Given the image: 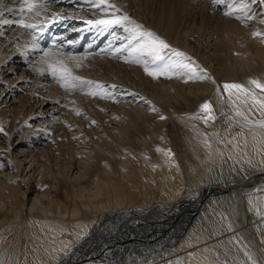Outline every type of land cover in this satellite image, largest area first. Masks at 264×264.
Here are the masks:
<instances>
[{
	"label": "rangeland",
	"instance_id": "obj_1",
	"mask_svg": "<svg viewBox=\"0 0 264 264\" xmlns=\"http://www.w3.org/2000/svg\"><path fill=\"white\" fill-rule=\"evenodd\" d=\"M203 1L208 6L205 4L202 5L201 2ZM35 2L39 14L26 13L24 19L42 28L49 25L46 34L47 44L49 46L45 45V49L41 48L40 54L44 55V52L47 51L48 55L45 56V59L52 63L58 61H63L64 63L69 62L71 55L76 56L78 54L77 61H81L89 66L83 69L82 72H79L77 69L72 71V68H70L72 75L76 77L85 75L87 78L89 76V79L82 77L81 81L64 82L53 77L50 70H48V66L43 65L44 69L39 72L42 76H46L45 81H47L42 90L44 93L43 96L54 91L53 94L55 92L59 94V99H57V103L50 101L47 106L39 108L40 102H38V97L33 96L34 89L36 88L33 86L35 80L34 76H31L29 79H24L26 69H35L39 71V69H33L31 66L39 57L28 56L27 58L23 56L25 59L23 57L19 58L21 51L17 49L14 43L15 41L9 43L7 42V38L9 35L13 34L12 38L15 40L19 37L28 40L33 38L34 35L39 36L41 39L39 35L40 30L39 28L35 31L25 29L16 24H0V127H3V132H0V181L13 184L15 188L17 186L21 191L26 190V195L29 198L33 197L35 192L51 189L52 178L50 179V175H47L46 178L43 179L45 182L43 184L38 185L36 180H32L31 182L35 183L33 190L28 189V181L23 178L25 172L27 175L31 173L26 169L28 161L35 157L43 160L42 154H44L47 145L50 147L49 153L51 152L48 154L47 160L49 162L51 160L53 165L52 163L48 164V162L47 164L52 167H50L52 171H56L59 167L61 170L65 169L64 164L67 162V159L69 161L74 160L75 157L76 159L81 158V153H79L80 150L73 155L72 153H68V150L65 151L62 149L63 144H67L68 142H61L59 140L60 135L58 131L53 133L56 122L60 120L65 122V120L70 119V117L72 119L77 118L79 121L85 119L86 128L89 130L92 129L91 132L94 131V133H91L93 139H96V136L100 134V132L103 133L104 137L109 135L108 138H110V134L115 130L111 127H119V125L114 124L113 121L118 120L123 122V119H125V117H122L121 109L127 108L130 102H135V100H132V92H129L130 87L127 86V89L123 90L125 86L120 85V83L122 84L124 82L125 84H130L131 78L133 83L131 86L135 88L138 86L142 76H147L154 81H164L167 83L166 91L164 93L158 92V99L156 98L163 107L159 109L156 106L158 110H156L158 113L157 120L160 121L156 127L162 133L166 141V143L162 145L164 146V152L162 154L159 148L156 147L157 144H160L155 135H152L147 129V133H149L147 138L150 140L147 142V150L141 149L138 145L134 146L133 143H130L131 140H128L129 138L127 136V143L124 142L127 146L125 147L124 154L126 153L132 159L134 162L133 166L135 164L144 169L138 172L139 178L141 180L143 179L142 181H156V179L162 177L165 172H177V185L180 182L183 184L181 187V194L177 199L172 198V200H163V198L159 199V197H153L154 200L152 198V201L147 203L145 208H143L142 203V205L139 203L129 208L121 207L118 211V220L116 219L117 221L115 220L109 225H106L103 231H122L125 233L132 229L126 226V223L120 221V217L124 213L122 212L123 210H131V212L142 210L145 212L144 215H131V224L137 223L143 226L149 224L152 220H163L173 212L178 213L183 205L190 203V200L196 199L201 190L205 187L212 185L223 186V183L235 184L238 180H242V178H252L251 172H253L254 168L256 166L259 168L261 167L259 163L251 159V156L254 150L257 153L264 150V143L263 145L258 144L259 139H262L264 142V123H261L264 122L263 114L260 113L254 116H248L254 111L251 109L248 112H243V115H237L235 107H230L228 105L225 101L226 96L224 92H222L218 101L215 99L209 101L212 105V112L210 115L214 117V119H207L206 122L209 113L202 111L201 106L207 102V100L203 98V93H198V89L195 86L185 84L182 86L177 83L175 87L169 83L175 76L171 78L161 77L155 79L146 74L142 63L132 62L139 58L147 61L148 64L151 65L153 56L150 54L146 45L144 48H141V45L144 44L147 37L139 36L138 33L134 34L130 30L131 24L129 22L117 25V32L111 33L109 32L110 27L104 28L100 26L98 29L94 30L96 27H92L86 23L88 20L100 19L103 16H106L103 18H107V16L108 18H112L114 15H122V10H120V12H114L112 10L113 13L109 10L106 13L102 8L99 9L95 7L94 3H86L84 0H35ZM22 3L23 0H0V13H3V17L0 19H18L19 16L17 15V11ZM109 3L114 4L110 0ZM191 3L190 8L186 9L184 14H182L181 25L177 24V26H179L175 31V34L178 32L180 38L183 39L188 37L189 41L186 43L175 42V44H173L174 46L171 45V39L165 30L161 29V27L160 29H155L152 26L153 23L146 19L148 14H141L148 24L145 25L144 22L131 19L132 17L133 19L136 18L137 15L135 6H133V11L126 13L129 15L131 21L142 26L140 31H151L166 41L170 46L160 50V55L163 57L164 62L171 61L183 63V58H187L189 61H195L197 64L199 63L198 65L205 71L206 75L212 79H216V77H214L215 75L209 63H214V61L215 63L217 62L213 55L214 49L210 51H208L209 49H204V51H201L202 48L195 36L199 29L205 27L206 31L209 29L213 30L218 24H223L226 19H230L231 22L240 21L248 28H256L257 30L254 33H261V35L253 34V37L264 41V22H262L264 21V18H262L264 17V0H244L245 6L243 7L240 5L239 0H236L235 4L234 0H193ZM116 8L119 7L116 6ZM8 9H13L14 11L9 12L7 11ZM230 11L231 15L227 14ZM56 14H59L60 17H66V19H61V21L58 22L60 18H56L55 22H53V18L54 16L56 17ZM179 19L180 16H178L177 21H179ZM55 23L57 25L52 26ZM58 26L60 27L58 28ZM184 28H186V31ZM83 30L85 31L83 32ZM43 33L42 31V34ZM52 37L55 39H51ZM42 38L44 39V37ZM211 38L212 35L210 36V39ZM77 40L82 41L81 46H77L76 49H73L74 46L72 43H75ZM50 44H53L55 48H52V46L50 47ZM246 44L249 46L247 54L253 53V55H256L254 49H252L248 43ZM188 45H191V47L194 46L197 50H190ZM244 46L245 45H243V47ZM92 47H95V49H91ZM57 48H59V53L57 52ZM90 51L97 54L98 60L96 63H92L88 59L90 56L87 54L91 53ZM4 52L7 55H4L1 59ZM176 52L184 53L185 55L177 56ZM230 54H232V56L230 55L232 63H235L233 53L231 52ZM200 55L207 57V61L210 59L212 60L208 61V65H206ZM256 58L258 61L254 64L258 65L261 62V57ZM88 61L90 63H88ZM105 61H107L108 66H104ZM67 67L69 68V63ZM92 67H96V69ZM200 67H198V69H200ZM75 71H78L77 73L79 74L77 75ZM125 72L128 73V77H126ZM222 81L221 75H219L216 81L217 84L220 85L218 91H221ZM72 84L80 86L72 87ZM112 85L116 87L112 88ZM91 86H93V88ZM99 86L103 87L101 88ZM188 86H191V88H188ZM92 90L96 92H108L113 98H105L103 95L92 96L89 94ZM136 91L138 92V90ZM136 91L133 90V93L135 92L136 94ZM125 92L126 94H124ZM253 94L255 95V93L250 92V95ZM258 100L262 99L258 98ZM46 101L47 99H45V102ZM140 102L141 101H136V104H140ZM140 106L145 108L149 107L148 104H142ZM77 112H79V114H77ZM24 115L26 118H24ZM162 116L165 118L161 119ZM20 120L23 122L20 123ZM93 121H95V123H93ZM119 129H121V127H119ZM134 130L139 129L136 128ZM69 131L74 138L83 139L81 138V134L76 133L80 132L79 129H70ZM115 131L119 133V131ZM96 132L97 135L95 134ZM134 132V134H136L137 131ZM139 132L144 134L146 129L142 128L137 133ZM136 136H138V134H136L135 137ZM235 136L247 138L249 141L244 148V153L241 155L233 154L232 141ZM203 140L207 142V148L198 145V141L201 142ZM214 140L216 143L213 142ZM74 143L76 146L79 145L78 142ZM74 143L72 142L71 145ZM81 147L82 145H79L78 149H81ZM107 147L108 145H104L103 148H105V151H101L102 153L96 152L99 154L100 158H98V160H92V163L94 162L92 164L93 167L100 162L102 163L108 160L107 156L109 158V153L113 154L115 152L114 150L113 153L112 151L110 152ZM211 148L218 153V157L224 162L223 170H226L222 171L219 176L217 175L221 180L216 179V182L210 180L212 174L210 167H205V161L208 160L207 152H209ZM96 151H99V149H96ZM15 160L18 164H21V168H17ZM225 161L231 163L230 166H237L238 169L234 172H228L230 167L226 166ZM174 167H177V170L184 169V171H176ZM53 168L56 169L53 170ZM193 168L195 169L194 171H192ZM34 177L35 176H33L32 179H34ZM227 178L228 181H225ZM261 178L262 179L257 181L254 187L250 186L251 188H249V190H242L244 193L248 191L250 194L256 196L260 193L262 194L260 199H257L258 201H254V212L252 209L255 219H257L256 216L261 218V221L259 220L258 224H256V229L262 238L258 236V232L251 233L247 229L237 230L239 226L244 224L243 222L246 216L244 210L240 206V193H242V191L240 189H235L232 194L229 192L209 198L211 201L204 209L202 217L207 216L210 218L216 227L212 238L209 240L203 237L196 238L192 235L190 236L192 242L189 245L183 244V237L172 238L174 244L177 243L179 255H173L174 250L173 247H171V250L169 249L166 251V258L160 264H253V261H255V264H264V177ZM60 185L58 198L63 201L72 199L73 190L71 186L67 185L68 187H65L63 183ZM18 191L20 190L18 189ZM7 198L8 196L1 197L4 201L6 200V203H4L8 205V203H10L8 202L10 197L8 200ZM30 201L31 200L27 199L23 202L24 206L20 212L21 216H18L17 219L15 218L16 220H14V222L3 223V221L0 223V264H13L20 251L24 252L26 248L31 249L35 253L38 251L45 252L46 249H48V251H56L57 249L62 250L67 247L71 250L77 244L86 240L85 237H88L91 232H100L95 230L99 224V219H96L97 221H95L93 228L84 226L81 224L83 214L78 212L72 215L71 211L73 207L70 205L60 207L51 205L49 207V212L37 211L32 213L28 208ZM175 205L177 206L173 207ZM4 207L7 206L4 205ZM17 208L18 205L13 206L15 212ZM216 209H218V213ZM59 211H65V216H59ZM108 212L111 214L116 211L109 210ZM106 213V211L102 212L100 217L104 216ZM204 214L206 216H204ZM153 216H155V218L152 219ZM202 217H197L193 225L197 222H201ZM1 218L2 216H0V219ZM32 218H34V220ZM29 220L37 221L43 227V232L39 233L34 229L33 223H29ZM234 228L236 230L231 231ZM172 230H174V232L177 231L176 233L179 232L177 228H173ZM189 230H187L186 233ZM137 231L138 230L135 232ZM205 232L210 234L211 230L207 228ZM137 233L140 232L138 231ZM99 235H101V233H97V236ZM126 235H130V233L125 234V237L122 238H126ZM53 238L60 241H53ZM187 238L188 236L185 237V239ZM170 239L171 238L166 236L161 237V241L165 243L171 241ZM258 245L260 248H257ZM111 252V250H105L102 254L106 253L108 255ZM44 255L48 256V253L46 252ZM53 263L54 261L48 262V264Z\"/></svg>",
	"mask_w": 264,
	"mask_h": 264
},
{
	"label": "bare ground",
	"instance_id": "obj_2",
	"mask_svg": "<svg viewBox=\"0 0 264 264\" xmlns=\"http://www.w3.org/2000/svg\"><path fill=\"white\" fill-rule=\"evenodd\" d=\"M84 1L86 3H94V0H84ZM110 1L114 3V5L119 7V9L123 11V13L133 11V6H135L136 7L135 11L137 15L136 18L133 19L132 17L131 19L144 22L145 25L148 24L147 22H145V18L141 14L144 15L148 14V17H146V19H148L150 22L153 23L152 26L155 29H160L161 27V29L166 31L167 35L171 39L172 46H174L173 44H175V42L186 43L187 41H189L188 37L183 39L180 38L178 32L177 34H175V31L176 28L179 26V25L177 26V24L181 23L182 14H184V11L186 9L190 8L192 4L191 2L193 0H110ZM201 3L202 5L203 4L206 5L204 1ZM103 7L104 6H101L99 7V9L102 8L103 10ZM111 12L113 13L112 10ZM178 16H180L179 21H177ZM60 21L61 19L58 20V22ZM116 26L117 25L111 26L109 28V32L110 33L117 32L116 30L118 29ZM99 27L100 26L96 27L94 30L98 29ZM184 29L186 31V28ZM85 30H83V32ZM256 30H257L256 28L253 27L248 28L244 26V24L240 21L231 22L230 19H226L223 24H218L217 26L214 27L213 30L209 29L206 31L205 27L203 29H199L198 32L196 31L197 33L195 34V36L197 37V40L200 43V47L202 48L201 51H204V49L207 50L209 49L208 51L214 49L213 55H214V59L217 62L215 63L214 61V63L211 64L209 63V66L212 67L211 69L215 75L213 76L216 77V79L214 78L189 79V77L192 76L193 73L205 77H209V76H207L205 71L198 65L199 63L197 64L195 61L192 62L189 61L187 58H183L182 64L188 65L189 67L186 68L184 71H182L180 75L173 77L172 80L169 81V83L175 87L177 86L176 85L177 83L181 84L182 86L184 84L193 85L198 89V93L199 92L201 94L203 93L202 96H204L203 98H205L207 102L211 101L212 99L218 101L220 95L222 94V92H224L226 96L225 101L228 103L230 107H235L236 112L243 113L253 109L254 111L248 116H254L260 113L264 115V107L256 103L252 99V95L250 94L244 95L242 93L236 92L235 90H233L232 95H229V93L225 91V89L223 88V85L226 82L242 84L244 85L245 88L249 89L250 92L255 93V95L258 98L264 99V90L257 88L256 85L250 83V81L252 80H257L261 84H264V41H261L260 39L253 37V34L254 32H256ZM12 35L13 34L8 36L7 42L12 43L13 41H15L14 43L17 49L21 51L19 58H22L23 56L27 58L28 56L39 57V59H37L34 63L31 64L33 69L36 68L39 69V71L35 69L32 70L31 68H30L31 70L26 69V74L24 76L25 78L23 77L24 79H29L31 76H34L35 80L33 82V86H35L36 88L34 89L33 96L38 97V102H40L39 108L47 106V104H49L50 101H52L53 103L54 102L57 103V99H59L58 98L59 94H56L57 92L53 94L54 92L53 91L51 92L52 94L47 93V95L45 96H43L44 93L42 92L43 88L45 87V84L47 83V81H45L46 76L43 75L44 76L43 77L42 74L39 73L44 69L43 65H47L44 62L46 61L45 55L40 54L42 50L41 48L44 49L46 48L45 44L43 43L44 41H42L43 40L42 36L41 39L38 36L36 41L34 42L33 38L25 40L24 38L19 37L18 38L19 40L18 39L15 40L12 38ZM211 35L212 38L210 39ZM34 43H38L39 47L38 48L33 47ZM81 43H82L81 40H77L75 41V43H72L74 46L73 49H76L77 46H81ZM246 43H248L252 47V49H254V53H256V55H253V53L247 54V51L249 50V46ZM243 45L245 46L243 47ZM51 46L52 48H55L53 44H51L50 47ZM188 46L190 50L195 49L194 46L192 47L191 45ZM57 49L58 52L59 48ZM91 49H95V47H92ZM195 50H197V48ZM231 52L234 55L235 63H232V60L230 58L232 56V54H230ZM4 55L7 54L4 52L3 55L1 56V59L3 58ZM77 55L76 56L71 55L69 58L70 59L69 62H65L64 64L67 65L69 63V68H72V71L74 69L75 70L77 69L79 72H82V70L86 69L89 65L87 66L81 61H77L78 59ZM87 55L90 56L88 59L92 63L97 62L98 57L96 53L91 52ZM200 56L203 58L202 60H204L203 62L204 64L206 63V65H208V61L212 60L210 59L207 61V57H204V55H200ZM256 57H261V62L258 65L254 64L255 62L258 61ZM88 63L90 62L88 61ZM77 64H79L80 66L77 67ZM104 66H108L107 61L104 62ZM198 67H200V69H198ZM92 68L96 69V67H92ZM78 71L75 72L77 73ZM78 74L79 73H77V75ZM125 74L126 77H128V73L125 72ZM219 75H221V80H223L221 83V91H218L220 85L217 84L216 82ZM82 77L87 78V76L85 75H81L80 78ZM87 79H89V76ZM166 84L167 83L164 81L163 82L154 81L147 76H142L138 86L135 88L131 86L133 85L131 78H130V84L128 83L125 84L124 82L122 84L120 83V85L125 86L123 90L127 89V86H129L130 87V88L128 87L130 89L129 92L133 93V90L135 91L138 90V92L136 91L137 92L136 95H132L133 96L132 100L133 101L135 100V102H130V105L127 108L121 109L123 115L121 116L123 118L125 117V119H123L124 121L123 122L118 120L113 121V123L118 124L119 127H121V129H119V127H111L119 131V133H116V131L115 130L113 131L112 129L113 133L110 134L111 135L110 138H108L109 135L107 137H104L102 132H100V134L98 135L96 132L95 134L97 135L96 136L97 138L93 139L91 137L93 136L91 133H94V131L91 132L92 129L89 130L86 128L85 119L84 120L82 119L83 120L82 122L81 119H80L81 121H79L77 118L72 119L70 117V119L65 120V122L63 120L57 121L53 133L58 131V134L60 135L59 140L61 142H68L67 144H63L62 149H64L65 151L68 150V153H72L73 155H75V153H77L78 150H80L79 153H81V158L76 159V157L72 155L73 157H75V159L69 161L67 159L66 160L67 162L64 164L65 169L61 170L59 167L60 170L53 168V170L56 169V171H52V169H50L51 166L48 165L49 163H52V161L50 160L49 162L47 160L48 154L51 153V152L49 153L50 147L49 145H47L44 154H42L43 160L39 158L37 159L36 157L34 159H30L28 161V166H26V169L28 170V172L31 173L27 175V173L25 172L24 178L22 176L24 180L28 181L27 182L29 186L28 189L33 190L35 183H32L31 182L32 180H36L38 185L43 184L45 183L43 179H45L47 175H50L51 176V177L49 176L50 179L52 178V185L50 187L51 189L35 192L34 196L29 198L26 195L27 193L26 190L21 191V189L18 188L17 186L15 188V185L13 184L0 181V191H1L0 216H2V218L0 219V223L3 221H4L3 223L14 222V220H16L18 216H21L20 212L24 206L23 202L26 201L27 199L31 200L30 204L28 205V208L32 213L37 211L49 212L50 210L49 207L51 205H56L57 207L70 205L73 207L71 211L72 215H75L78 212H81L83 214L81 224L84 226L87 227L90 226L91 228H93L95 221L99 219V224L97 225V228L95 230H98L100 232H94L95 234L91 232V234L88 237H85L86 240H84L82 243L77 244L71 250L69 247H67L62 250L57 249L56 251H48V249H46L45 252L38 251L37 253H35L31 249L26 248L24 252L20 251L19 255L17 256V259L14 261L13 264H48L49 261H54L53 264H160L166 258L165 257L166 251L169 250L171 247H173L174 250L173 255H177V256L179 255V252L177 251V243L174 244L172 238L183 237L182 238L183 244L186 245H189L192 242V240H190V236L192 235L196 238L203 237V238H208L209 240L212 238L214 231L216 230V227L214 226L210 218H208L205 214L204 216L206 217H202V214L204 209L211 201V199L209 198L214 197L216 195L208 197V199H206L205 202L202 203L200 209L193 215L192 213L191 214L189 213V214L177 216L178 213L173 212L171 215L165 217L163 220L160 219L152 220L150 221L149 224L143 226L142 224H137V223L131 224L132 223L131 215H138V214L144 215L145 212H143L142 210H137L134 212H131V210L128 211L123 210L122 212L124 213L120 217V221L126 223L127 224L126 226H129L132 229H130L129 232L126 231L125 233L122 231H118V232L103 231V228L106 225H109L111 222L115 221L116 219L118 220L119 218L118 211L121 207L129 208L132 205L142 203L143 208H145L147 206L146 204L150 203L153 197L155 198L159 197V199L163 198V200L165 199L172 200V198L177 199L181 194V189H182L181 187L183 186V184L180 182L177 185V172H165L164 175L162 177H158L156 181L155 180L142 181L143 179L141 180L139 178L138 172H140V170L143 171L144 169H142L141 166H137L135 164L133 166L134 162L132 161V159L126 153L124 154L125 147H127L126 146L127 136L129 138L128 140H131L130 143H133L134 146L138 145L141 149L147 150L148 148L147 142L150 141L147 138V135L149 136V133H147L148 131L152 135H155L156 139L160 144L158 145L156 143L157 144L156 147L159 148L160 152H162L163 154L164 146L162 145L166 143V141L163 138L162 133L156 127L160 122L157 120L158 110L153 111L152 109L153 107L155 108L158 107L159 109L163 108L161 104L157 101L158 99L157 94L158 92L164 93L166 91L167 89ZM91 87L93 88V86ZM188 88H191V86L190 87L188 86ZM124 94H126V92ZM141 97L143 99H141ZM257 97L256 99L258 100ZM45 99H47L46 102ZM136 101L138 102L141 101V102L140 104H136ZM148 101H150L151 103L150 104L147 103ZM142 104H148L149 107L148 108L141 107L140 105ZM24 118H26V116ZM21 122L23 121L20 120V123ZM136 128L139 130L142 128L146 129V132L144 133L146 136L141 132L137 133L139 130H134ZM70 129H79L80 132H76V133L81 134L82 135L81 138L83 139L74 138L72 136V133L69 131ZM132 130L137 131L136 134H138V136L135 137L136 134H134L135 132ZM72 142L73 143L78 142L79 145H82L81 149H78L79 145L76 146L75 143L71 145ZM213 142L216 143L215 140ZM248 142L249 141L247 138L235 136L234 140L232 141V148L234 150L233 154L235 155L243 154L244 148L246 147ZM263 143L264 142L262 139L258 140L259 145H263ZM104 145L106 146L108 145L107 147L109 148L108 150H110V152L112 151V153L114 150L116 154L115 152L113 154L109 153L110 154L109 158L107 156L108 160L102 163L100 162L99 164L93 167L92 164L94 162L92 163V160H98V158H100L99 154L96 152H100V153L104 152L105 151L104 150L105 148H103ZM198 145L203 146L205 148L208 147V144L205 140L201 142L198 141ZM96 149H99V151H96ZM44 157L46 161L44 160ZM207 158L208 160L205 161L206 162L205 167L206 168L210 167L211 169L212 174L210 180L212 182H216L219 179L221 180V178H219L218 176L222 171H226L223 170L224 162L221 161V159L218 157V153H216L215 150L212 148L209 152H207ZM251 159L261 165L260 168L256 166L253 172H251L252 178H246V177L242 178V180H238L235 184L223 183V186L224 187L229 186L228 190L225 193L230 192V194H232L235 191V189H240L242 191V193H240V197H241L240 206L244 210L246 219L243 222L244 224L242 226H239L237 230L247 229L251 233L254 232L257 233L258 231L256 229L257 228L256 224H258L259 220L261 221V218L256 216L257 219H255L254 217L255 215L252 213V209L254 212V201L257 200L258 198L260 199V196L262 194L260 193L258 194V196H256L254 194L253 195L250 194L248 191L247 193L246 192L244 193L243 190L245 189L249 190V188H251L250 186L254 187L257 181L261 180L262 179L261 177H264V150H261L259 153H257L254 150ZM225 162H226V166L230 167L228 169V172H234L238 169L237 166L235 165L230 166L232 163L231 161H230L231 163H229L228 161ZM16 163H17V168H21V164H18L17 161ZM174 169H176V171H184V169L177 170V167H174ZM194 170L195 169L193 168L192 171ZM33 176H35L34 179H32ZM225 181H228V178ZM62 183L65 185V187L71 186L73 190V198L70 200L68 199V201H63L60 198H58V192H60V187H61L60 184ZM217 186L220 187V185ZM18 189L20 191H18ZM5 196H8L7 200L10 197L8 201L10 203L7 202L8 205L5 204L6 200L4 201L3 200L4 198L1 199V197H5ZM199 198L197 197L196 199H192L190 200V204L183 206H191L192 204L196 203ZM4 205L7 207H4ZM17 205L18 208L17 211L15 212L13 206H17ZM176 206L177 205L173 207ZM109 210H115L116 212L109 214L108 212ZM105 211L107 213L104 216L100 217L102 212ZM216 211L217 213L219 212L218 209H216ZM59 214H60L59 216L63 217L65 216L66 212L59 211ZM197 217L198 218L202 217L201 222H197L193 225ZM153 218H155V216H153L152 219ZM32 219L34 220V218ZM28 222L33 223V228L36 229L39 233L43 232V227L37 221L29 220ZM166 227H168V231L163 236L171 238L170 239L171 241H169L168 243L161 241V239L152 242V237H150L149 239L145 237L148 234L149 230H154V229L165 230ZM173 228L174 229L177 228L179 232L178 233H176L177 231L174 232V230H172ZM207 228L211 230L210 234H207L205 232ZM235 228L231 231H235L236 230ZM136 230H138L140 233H137L138 231L135 232ZM187 230L189 231L186 233ZM97 233L99 234L101 233V235L97 236ZM128 233H130V235H126V238H122L125 237V234ZM187 236L188 238L185 239V237ZM258 236L261 237L259 232H258ZM53 241H60V240L53 238ZM257 248H260V246L258 245ZM105 250L107 251L111 250L113 253L111 252L108 255L106 253L102 254L103 251ZM46 252L48 253V256L44 255Z\"/></svg>",
	"mask_w": 264,
	"mask_h": 264
},
{
	"label": "snow or ice",
	"instance_id": "obj_3",
	"mask_svg": "<svg viewBox=\"0 0 264 264\" xmlns=\"http://www.w3.org/2000/svg\"><path fill=\"white\" fill-rule=\"evenodd\" d=\"M236 3V0H234V4ZM240 5L243 7L244 5V0H239ZM94 6L95 7H103V11L104 12H108L109 10H113L114 12H120L119 8H116V6L114 4H109V0H94ZM234 10V9H233ZM7 11L12 12L14 11L13 9H8ZM26 13H36L37 15L39 14V10L37 8V4L35 2V0H23V3L21 4L20 8L17 11V15L19 16L18 19L15 20H7V19H0V24H16L22 28L25 29H31V30H37L39 28L40 31H43V28L38 26L35 23H30L28 22L26 19H24V15ZM227 14L231 15V11L228 12ZM3 16V13H0V17ZM56 18H60V19H66V17H60L59 14H56V17L53 18V22H55ZM126 22H129L131 24V28L130 30L134 33V34H139V36L142 37H147V40L144 42V44L141 45V48H144V46H147V49L149 50L150 54L153 56V60L151 65L148 64L147 61H144L142 59H135L132 62L135 63H142L144 65V70L146 72L147 75L155 78V79H159L161 77H167V78H171L172 76H177L180 75L182 73V70L185 68H188V65H184L182 63H175V62H164L163 57L160 55V50L164 49V48H168L170 47L166 41H164L162 38L158 37L155 33L151 32V31H140L141 29V25L136 24L134 21H131L129 15L127 13H123L122 15H114L112 18H101V19H96V20H88L86 23L92 27H98V26H102L104 28H108L111 27L113 25H119V24H125ZM264 22V21H262ZM254 35H261V33H254ZM37 39V37L34 35L33 36V41L35 42ZM33 47L38 48L39 44L38 43H34ZM44 55L47 56L48 52L45 51ZM177 56H184V53H180V52H176ZM127 59V58H125ZM45 63L48 66V70H50L51 74L53 77L64 81V82H68V81H81L80 77H76L72 75L71 69L67 67V65L64 64L63 61H58L56 63H52L49 61H45ZM80 65L77 64V67H79ZM204 79V78H208L211 79V77H205V76H201L199 74L193 73L192 76L189 77V79ZM82 83H91V82H82ZM251 84L256 85L257 88H260L262 90H264V84H261L259 81L257 80H252L250 81ZM72 87H77L80 85L77 84H72ZM99 87H103V86H99ZM112 88H115V85L111 86ZM223 88L225 89V91H227L229 93V95L233 94V90H235L238 93H242L244 95H249L250 94V90L245 88L244 85L242 84H238V83H225L223 85ZM92 96H97V95H103L105 98H113L111 96L110 93L102 91V92H96V91H92L89 93ZM131 95H136L135 93H131ZM141 99H143L141 97ZM252 99L260 104L262 107H264V99L262 100H257L255 95H252ZM147 103H151L150 101H148ZM153 111H156L157 109L155 107H153L152 109ZM201 110L209 113L208 117L206 118V122L207 119H214V117H212L210 114L212 112V105L210 102H205L202 106H201ZM77 114H79V112H77ZM237 115H243V113L237 112ZM165 117H161V119H164ZM93 123H95V121H93ZM264 123V122H261ZM0 132H3V127H0ZM253 264H255V261H253Z\"/></svg>",
	"mask_w": 264,
	"mask_h": 264
},
{
	"label": "water",
	"instance_id": "obj_4",
	"mask_svg": "<svg viewBox=\"0 0 264 264\" xmlns=\"http://www.w3.org/2000/svg\"><path fill=\"white\" fill-rule=\"evenodd\" d=\"M229 186H209L206 187L204 190H202L198 196V200L196 203L192 204L191 206H183L180 209V212H178L177 216L180 215H184V214H195L199 209L200 206L202 205L203 202H205L206 199H208V197L213 196V195H217V194H222L225 193L228 190ZM190 204V203H189ZM173 219V218H172ZM168 231V227L165 228V230H149L148 234L145 236L146 238H150L152 237V242H154L155 240L161 239V237H163L164 234H166V232Z\"/></svg>",
	"mask_w": 264,
	"mask_h": 264
}]
</instances>
